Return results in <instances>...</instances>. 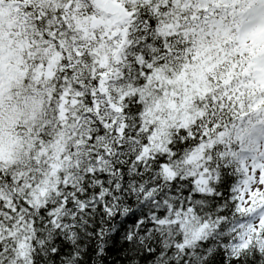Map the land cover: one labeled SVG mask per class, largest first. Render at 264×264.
Masks as SVG:
<instances>
[{
  "label": "snow or ice",
  "instance_id": "snow-or-ice-1",
  "mask_svg": "<svg viewBox=\"0 0 264 264\" xmlns=\"http://www.w3.org/2000/svg\"><path fill=\"white\" fill-rule=\"evenodd\" d=\"M0 264H264V0H0Z\"/></svg>",
  "mask_w": 264,
  "mask_h": 264
}]
</instances>
